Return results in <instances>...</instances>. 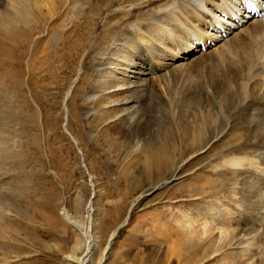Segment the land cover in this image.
<instances>
[{
    "label": "rangeland",
    "instance_id": "374dc122",
    "mask_svg": "<svg viewBox=\"0 0 264 264\" xmlns=\"http://www.w3.org/2000/svg\"><path fill=\"white\" fill-rule=\"evenodd\" d=\"M27 1L1 0L0 16L15 20ZM145 1L99 0L89 19L97 46L81 40L79 56L56 42L86 31H74L68 0L52 20L15 28L29 32L23 45L1 38L0 264H264V96L250 90L264 87V37L236 38L226 52L212 42V23L194 37L175 21L170 28L201 53L170 68L154 53L162 38L142 26L164 1ZM247 56L261 82L241 80ZM100 64L140 77V106L109 108Z\"/></svg>",
    "mask_w": 264,
    "mask_h": 264
},
{
    "label": "bare ground",
    "instance_id": "6f19581e",
    "mask_svg": "<svg viewBox=\"0 0 264 264\" xmlns=\"http://www.w3.org/2000/svg\"><path fill=\"white\" fill-rule=\"evenodd\" d=\"M63 1L64 0H28L27 2H25V4L28 3L27 5L29 6L31 12L28 10H25V8L23 7L24 6V4H23L22 6H20L21 9H20L18 16L15 20L10 16H6V17L0 16V40L3 41L1 39L2 37L5 40L4 35H7L5 37H9L8 39H10V40L12 38H14L15 36H18L19 37L18 39L20 40V42H19L20 45H23L25 43V41L28 40V37L30 36L29 32L26 33L23 31L24 33H17V32H14L15 28L26 29L27 26L28 27H30V26L37 27L38 22H40V20H42V19L43 20H52L55 17V15L57 16V14H58L57 10L59 9V3L63 2ZM68 1L69 2L71 1L73 4H75L72 6V8H70L69 13L73 16L79 15L77 17L74 25H73L74 31L77 33L81 32L80 31L81 26H84V28H86L85 29L86 31H84L80 36L76 37L75 39L72 36H68V37L62 38L61 40H58L56 42H60L63 46L67 45L66 49L70 52V57H73L74 55L79 56V54L83 51L84 45L81 43V40H84L87 37L90 40V42H89L90 47L97 46V38L99 36V33L91 28V26H90L91 22L89 23V21H90L89 19L93 18L97 13H99L101 11L100 10L101 4H100L99 0H79V3L77 1L75 2L74 0H68ZM135 1L139 2L141 0H135ZM142 1L144 2L145 0H142ZM157 1L162 2V0H157ZM163 1L164 2L162 3V6H160L156 12L154 11L155 13H152V12L151 13L150 12L144 13V16H146V15L148 16V24L142 25V26L147 27L146 29H148L151 32L147 35L148 37L150 36L151 38H153L154 36H156V38H158V39L162 38V39H160V44L156 45L159 42V41L158 42L156 41L155 45L157 46L158 49H155L154 53H157L159 55V57L165 59L166 61H168V60L172 61L170 64V68L172 66H174V64L177 62V58L186 59V57H194V56H190L191 53H196V54L200 53L199 51H196V49H194L193 46H189L188 39L185 40V36L181 37V36L177 35V33L175 34L176 31L174 32L172 30V28H170L171 27L170 24L172 22L175 23V21H177L180 24V29H183L182 31H185L187 29L189 32H191L190 30L193 29L191 33L193 34L195 31L194 37L202 35L201 34V26L202 27H204L205 25L206 26L207 25L212 26L211 25V23H212L215 27V29H213V32H215V34L210 35L212 42L219 44V46L221 45L220 49L223 48L221 50H226V52L229 51V49H230L229 46H230L231 42H233V40H236V38H239L242 36H246V35L253 36L254 35L260 42H262V40H263L262 38L264 37V17L263 18H254V17H256L258 15L260 9H262V11L264 12V0H163ZM247 1H252V2H251V4H246ZM143 2L141 3L140 7H142ZM145 3H146V1H145ZM81 4L89 5V8H88L89 12L87 14L85 13ZM43 7H45L47 9L48 13L44 12ZM140 7H137V5H132V6L130 5V6H128L129 9L126 12L131 11V13H132V11L134 9H140ZM154 7H155V5H154ZM154 9H156V8H154ZM242 9H245L246 11L241 16V14L243 12ZM149 10H150V8H149ZM33 11L36 14L35 17L29 18L30 14L32 16H34ZM138 11L139 10H137V12ZM141 11H142V9H141ZM115 12L118 13V10H115ZM2 14H5V12L4 13L2 12ZM51 15H53V16L51 17ZM191 15H193V17L195 16L197 24L191 23L192 21L191 22L185 21L184 22L185 24L183 22H181L182 16L187 18V16L191 17ZM132 16L133 15H131V17ZM134 16H135V13H134ZM162 16L164 18H166V20H162L161 19ZM70 19L74 20V18H72V17ZM142 19L144 20L145 17H142ZM56 20H58V19H56ZM236 20L238 21L237 24L234 22ZM84 21H86L85 24H83ZM239 22H241V27L238 25V24H240ZM188 23H189V25H188ZM76 24L78 26H76ZM193 25H194V27H192ZM54 27H56L55 24H54ZM240 28H244V30L241 32L244 35H242L241 33H240L241 36H240V34L235 35L236 33H234V32L239 30ZM139 30H140V28H138V31ZM140 32H142V31H140ZM189 32L185 33L184 35H186V34L190 35ZM31 33H32V31L30 32V34ZM23 35H26V37ZM197 42H199V41H197ZM197 42H195V43H197ZM167 43L170 45V47L167 45ZM49 44H51V43L49 42ZM173 44L174 45L179 44L180 46H182L183 44H187L188 47L180 49L179 55H176L174 52L171 51V47H173ZM217 44L215 46H217ZM50 46H48V47H50ZM260 51H259V53H260ZM111 52H112V50H111ZM169 52L172 53L173 55H175V56H173V59H169L170 56L169 57L167 56ZM186 53H188V55H185ZM261 53H262V51H261ZM23 55H24V53H23ZM182 55H184V56L182 57ZM260 56H261V54H260ZM260 56H258V60H260ZM110 57L111 56H109V53H107L106 54V63L109 62V60H111ZM250 57L251 56H247L245 59L243 58L244 60L242 63V69H239V70H242L241 80L243 82H256L257 83V81H259L262 78V76H261V78L259 77V75L262 72L258 73L259 75L255 72L259 68V65H258V68L254 67V65H251V63H253L252 62L253 59H251ZM112 60H113V58H112ZM255 60L257 61V59H255ZM255 60H253V61L255 62ZM123 61H125V60H122L121 62H123ZM118 62H119V60H118ZM121 62H120V64H121ZM258 63L259 62H257L256 64H258ZM132 65H130V66H132ZM168 65H169V63H168ZM104 66L105 65L100 64L99 67L97 68L96 79L99 83L102 84L104 89L108 92L109 102H107V103H108L109 108L119 106V105L129 106L130 109L137 108L141 99H142V95H143V94L141 95L140 92H142L144 89V83L142 82V80H140V77L139 76L129 77V75L126 76L128 73L133 74L132 71L129 70L130 67L126 70L127 74L126 73L124 75L122 74L121 77H114L112 74V73H114L113 71L115 69H119L120 66L118 65L119 67L116 66V67H113V70H108L111 72H106L105 71L106 69ZM255 66H257V65H255ZM181 67H182V65H181ZM263 67L264 66H262V68ZM108 69H110V68H108ZM259 69H261V68H259ZM117 72H118V70L116 71V74H117ZM120 72L121 71H119L118 73H120ZM258 78H260V79L258 80ZM261 80H260V82H261ZM224 81H226V80H224ZM262 82H264V80ZM243 84H245V83H243ZM246 84H249V83H246ZM215 87H216V85H215ZM245 88H247V87L245 86ZM248 88H250V87L248 86ZM254 88H256V87H254ZM219 89H220V87H219ZM225 89H226V87H225ZM250 90L255 91L254 92L255 98L259 97V99H260V97L264 96V87L262 89H260L259 91L255 90L253 88ZM216 92H218V90ZM123 94H128V95H125L123 97V99H125V100L123 102H121L120 104L115 102V101H112L113 98L119 97ZM138 94L141 95V96H138L139 98L137 97ZM245 96L246 95H244V97ZM245 98H247V97H245ZM96 100H97V96H95V95L87 97L88 102H95ZM256 100H258V99H256ZM248 101L249 100L247 99V102ZM245 103H246V100L245 101L243 100L242 113H244L247 110V105ZM249 103H250V101H249ZM248 108H250V107H248ZM130 113H131V111H127L125 113V115L129 116ZM88 114L89 115L95 114V110H92ZM245 114H247V113H245ZM245 114H244V116H246ZM203 120H204V118H203ZM263 124H264V122H263ZM197 127H198V125H197ZM200 134H199V136H200ZM200 137H198V139ZM256 144L257 143H255V145ZM239 162H240L239 159H234V160L232 159L231 165H236ZM89 233H90V229L87 230V243H88L87 244V252H88V254H87V256L85 255L86 257H88L90 255L91 246L93 244L92 243L93 239L91 238ZM86 262H87V259L85 258L82 261V264H86Z\"/></svg>",
    "mask_w": 264,
    "mask_h": 264
},
{
    "label": "water",
    "instance_id": "95a60500",
    "mask_svg": "<svg viewBox=\"0 0 264 264\" xmlns=\"http://www.w3.org/2000/svg\"><path fill=\"white\" fill-rule=\"evenodd\" d=\"M112 243V242H111Z\"/></svg>",
    "mask_w": 264,
    "mask_h": 264
}]
</instances>
